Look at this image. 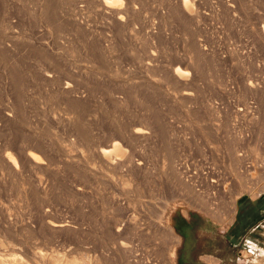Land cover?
<instances>
[{
  "label": "rangeland",
  "instance_id": "1",
  "mask_svg": "<svg viewBox=\"0 0 264 264\" xmlns=\"http://www.w3.org/2000/svg\"><path fill=\"white\" fill-rule=\"evenodd\" d=\"M110 1L0 0V264H184L264 192V0Z\"/></svg>",
  "mask_w": 264,
  "mask_h": 264
},
{
  "label": "crops",
  "instance_id": "2",
  "mask_svg": "<svg viewBox=\"0 0 264 264\" xmlns=\"http://www.w3.org/2000/svg\"><path fill=\"white\" fill-rule=\"evenodd\" d=\"M200 219V218H199ZM170 219L184 264H264V192L236 198L222 221Z\"/></svg>",
  "mask_w": 264,
  "mask_h": 264
},
{
  "label": "bare ground",
  "instance_id": "3",
  "mask_svg": "<svg viewBox=\"0 0 264 264\" xmlns=\"http://www.w3.org/2000/svg\"><path fill=\"white\" fill-rule=\"evenodd\" d=\"M121 0H112V2L110 1V2H108V3H104V4H106V8L112 13V15H114L115 17H118V16H120L121 14H123V12H124V9H123V7H121L120 5V2ZM124 1V0H123ZM135 1H137V0H125V2H127L128 3V5L129 4H131V3H133V2H135ZM192 1V0H191ZM193 2V1H192ZM128 7V6H127ZM183 10H184V13L188 16V17H196L197 16V14H196V16H195V9H193V4L189 1V0H185L184 2H183ZM195 10V11H194ZM127 15V14H126ZM122 18V17H121ZM121 18H118L119 20H121ZM263 30H264V28H263ZM176 76H178L179 77V79L182 81V82H186L188 79H189V74L188 73H184V72H181V71H176ZM65 85V84H64ZM66 86V85H65ZM66 88H68V87H66ZM139 131V130H138ZM137 135H138V133H137ZM114 150H116L117 152V155H119V156H121V155H123L124 153H125V151L123 150V148H121V147H119L118 145H115L114 146ZM34 154V153H33ZM33 154H30L29 155V158L31 157L32 159L36 156V154H35V156L33 155ZM102 157L104 158V160L106 159V160H109L111 157H110V153H107V152H105V151H103L102 152ZM38 158V157H37ZM36 157L33 159V161H35V162H37L36 161V159H37ZM13 160V159H12ZM11 160V161H12ZM9 161V160H8ZM119 161V160H118ZM125 162V161H124ZM10 163V162H9ZM13 163V162H12ZM15 164V163H14ZM37 164V163H36ZM13 165V164H12ZM115 165H116V163H115ZM17 166V165H16ZM20 166V165H19ZM21 167V166H20ZM21 169V168H20ZM23 171V170H22ZM19 173V172H18ZM50 215V214H49ZM52 217V216H51ZM57 223H59V222H57ZM62 223V222H61ZM60 223V224H61ZM50 225V224H49ZM54 226V225H53ZM50 227V226H49ZM52 227V226H51ZM55 228H62V226H54ZM53 227V228H54ZM54 228V229H55ZM66 229V228H65ZM71 250V249H70ZM81 257V256H80ZM65 260V259H64ZM17 263V262H16ZM66 264V263H65ZM79 264V263H78Z\"/></svg>",
  "mask_w": 264,
  "mask_h": 264
}]
</instances>
